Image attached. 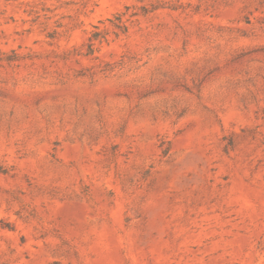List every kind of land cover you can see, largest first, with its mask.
<instances>
[{"label":"rangeland","instance_id":"obj_1","mask_svg":"<svg viewBox=\"0 0 264 264\" xmlns=\"http://www.w3.org/2000/svg\"><path fill=\"white\" fill-rule=\"evenodd\" d=\"M0 264H264V0H0Z\"/></svg>","mask_w":264,"mask_h":264}]
</instances>
